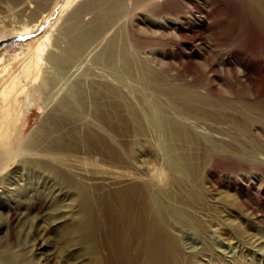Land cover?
<instances>
[{
  "label": "bare ground",
  "instance_id": "obj_1",
  "mask_svg": "<svg viewBox=\"0 0 264 264\" xmlns=\"http://www.w3.org/2000/svg\"><path fill=\"white\" fill-rule=\"evenodd\" d=\"M14 1L18 3L19 0ZM171 1L184 3L186 11L179 15L168 13V5L173 3ZM262 1L52 0L43 7L44 12L39 13L35 21L32 20L33 23L11 24L15 35L24 36L27 42L25 47H21L20 51L14 52L11 57L5 49L7 47L0 51V211L7 208L10 189H7L4 175L12 162L24 168L38 167L39 174L45 175L47 172L55 178H61L71 187L73 180L79 179V186L75 188L87 189L97 198L103 193L106 206L95 212H78L81 217H90L88 220L76 222L75 212L67 201L50 204L49 210L59 220L57 229L60 230L61 240L64 245L71 244L72 251L67 252L70 254L74 251L75 256L72 253L70 257L73 259L72 264H88L85 255L87 252L90 253L89 257L94 259L93 264H159L165 248H168L164 239L166 234L162 220L163 212L159 208V215L143 204V182L135 180L133 172L119 158L113 146L122 142L119 123L129 110L125 105H121V92L124 93L125 104L132 101V85L127 87L128 91H123L122 86L126 85L121 83V78L137 84L144 79L149 83L146 89L151 91L154 85L152 74L141 70V64L149 65L154 59L153 56L157 55L167 64L172 60L181 64V59L190 62L196 52L195 47L204 43L202 34L205 30L210 31V21L217 13L241 11L251 31L264 38V6L259 4ZM23 11L25 12V9ZM54 11H57L56 18L52 17ZM62 17L65 18L62 20ZM6 21H11L9 15L0 17V41L5 37L3 24ZM58 22L60 26L55 30V24ZM136 22H141L140 25L147 33L140 31ZM168 35H173L179 42L173 43L175 46L170 53H158L157 50L151 49L153 41H162ZM212 38L225 54H222L219 60L216 52L214 55L210 53L212 58H209L208 54L204 55L207 75L212 77V81L209 79L204 87L201 86L206 96L196 95L210 101L211 106L215 107L221 116H227V111L230 112V118L223 124L225 127L217 123L215 129L219 133L213 131V134L216 133L212 135L216 143L223 130L235 126V117L248 122L250 116L258 114L261 116L258 124L263 126L264 112L259 111L255 104L258 103L264 109V95L252 93V99L239 98L231 90L232 96L224 98L213 82L221 81L231 87V80H247V65L250 61L246 64V60L240 58L239 52V56L237 54L232 57L234 60H231L232 52L228 40L217 38L215 35ZM128 43L132 45V51ZM181 43L183 47L189 46L187 51L180 46ZM259 64H256L255 69L264 65L258 67ZM124 66L127 67L126 70ZM262 69L263 67L259 73ZM58 75L68 76L71 82L58 85L56 79L54 80V76L59 78ZM190 77L196 79L191 72ZM191 82H186V86H183L195 88L193 83H196V80ZM113 85H118V88H113ZM166 94L168 107L174 110V114L169 116L166 109L165 122L171 125L169 135L174 137V142L167 143L170 150L165 156L168 159L174 158L171 168L177 172L179 164L188 154L185 145H179L183 139L180 130L191 141L196 139L197 134L190 132L192 126L186 115H181L175 109L178 107L185 110L190 96H176L169 90ZM236 104L240 107L237 108ZM31 109L38 110L40 114L38 121L28 129ZM239 131L242 135L247 134L245 128ZM105 134L109 136V140ZM247 145L242 144L243 151L238 154L245 157L253 155L256 160L246 166L245 170H249L253 176L256 173L257 179L264 181L263 146L257 142ZM210 152L212 158L223 153L215 146L211 147ZM255 178H244V185L236 183L238 187L235 190L241 197L245 194L252 198L254 201L249 199L255 202L256 207L262 198L254 197L252 191L258 195L262 192L261 182H253L257 180ZM214 184L218 185L216 177ZM57 185L55 190L58 189ZM24 198L33 200L37 195L31 187H25ZM245 206L247 207L246 204ZM212 208L213 204L210 206V209ZM258 215L256 218L261 220ZM13 217L12 213L9 214L10 220H13ZM1 231L0 225V233ZM44 244L42 241L31 253L28 251L11 254L8 251H0V264H48L51 259L44 255ZM181 258L179 255L177 259ZM54 264L65 263L58 260Z\"/></svg>",
  "mask_w": 264,
  "mask_h": 264
},
{
  "label": "rangeland",
  "instance_id": "obj_2",
  "mask_svg": "<svg viewBox=\"0 0 264 264\" xmlns=\"http://www.w3.org/2000/svg\"><path fill=\"white\" fill-rule=\"evenodd\" d=\"M31 1L35 4L33 5ZM51 1L19 0L17 3L14 0H0V7H3L0 9V17L8 15L9 18L11 17V21H6L3 24V36L5 37L0 41V51L7 47L5 49L8 50L11 57L14 52L25 47L27 39L24 36L15 35L14 28H11L12 25L33 23L32 20L35 21L39 13L44 12L43 7ZM25 3L32 5L27 6ZM169 4L168 13L179 15L186 11L184 3L173 2ZM259 4L264 6V0ZM18 5L23 7H17ZM14 6L16 7L14 8ZM52 17H57V11H54ZM65 17H62V20ZM212 19L210 31L205 30L206 33L204 31L202 34L204 43L195 47L196 52L190 62L181 59L184 63L179 64L176 60H172L169 65L157 55L153 56L154 59L149 65L141 64V70L149 71L152 74L151 79L154 81V85L151 91L146 89L149 83L144 79L141 80L140 84H137V82L121 78V83L126 85L122 86L123 91H128L127 87L132 85V101L130 103L127 100L128 102L125 104L124 93L121 92V98H119L121 105H125L129 110L119 123L122 142L113 146L119 158L133 172L135 180L140 183L143 182L141 196L143 204L158 212L159 215V208L163 212L162 220L165 224L166 234L164 239L168 248H165L162 257L159 259V264H264V219H262L264 217V196L262 195L264 194V181L258 180L256 173L253 176L249 170H245V167L249 166L256 158L253 155L245 157L238 154L243 151L242 144L247 145L252 142L259 143L263 146L262 150L264 151V133L262 132L264 125L258 124L261 116L258 114L250 116L251 118L247 119L248 122L235 117L233 121L235 126L223 130L220 133V139L215 143L212 135H216V133L213 134V131H217L215 129L217 123L224 126L223 124L230 118V112L227 111V116H221L216 112L217 109L211 106L210 101L201 99L203 97L196 95L206 96L202 87L209 79L212 81V77L207 75V67L204 61L206 54L212 58L216 52L219 56L217 60L222 54H225V51L217 47L213 41L212 36L215 35L217 38L228 40L232 52L231 60H234L232 57H236L235 55L239 52L240 58H244L246 64L250 62L247 65L249 70L247 80L245 78L237 79V82L231 80L230 85L233 84L231 87L221 81H214L213 85L219 88L224 98L232 96L231 90L239 98L252 99V93L263 96L264 38L251 31L250 25L241 11L217 13ZM59 22L55 24V30L59 28ZM140 23L136 22L137 28L143 33H147V30ZM173 43L179 42L173 35H168L162 41H153L151 49L157 50L158 53L160 51L170 53L175 46ZM128 44L132 51V45ZM180 46L183 47V44L181 43ZM185 47L183 49L187 51L189 46L185 45ZM246 55L249 57L246 58ZM258 60L263 64H259ZM256 64L260 65L258 67L263 65L261 73L259 71L262 67L255 69ZM126 69L127 67L124 66V70ZM190 72L194 73L196 79H191ZM67 77L60 75L59 78H56L54 76V80H57L55 82H58V85L60 83L64 85L67 81L68 83L71 82V79ZM191 80H196V83H193L195 86L193 89L185 87L186 82L192 83ZM251 81L252 83L248 84ZM117 86L113 85L112 87L118 88ZM168 90L176 96H190L191 99L188 100L185 110L178 107L175 109L181 115H186L185 117L192 126L191 130L189 129L190 132L197 134L196 139L191 141L180 130L183 139L179 145H185L188 154L179 164V171L177 172L171 168L174 158L168 159L165 156L170 150L167 143L174 142V137L169 135L171 125L169 122H165L166 109H168L169 116L174 114V110L168 107L169 100L166 94ZM258 90H261L262 94ZM236 106L237 108L240 107L239 104ZM255 106L259 111L264 112L263 107L258 103ZM242 110L245 111L244 108ZM39 114L36 109L30 110L28 129L38 121ZM218 126L220 127V125ZM243 128L246 129V135H242L239 131ZM105 136L109 140V136L107 134ZM233 138L237 140L235 141ZM212 146L220 148L223 153L212 158L210 152ZM39 171L38 167L24 168L15 162H12L5 171L4 181L10 191L6 202L7 208L0 211V225L2 227L0 251H8L11 254H21L28 251L31 253L44 241V255L51 259L48 264H54L58 260L65 264H72L73 259L70 257L74 251L70 254L67 252L70 250L71 244L64 245L63 240H61L60 230L57 229L59 220L51 213L49 206L53 203L58 204L62 200L67 201L72 211L75 212L74 221L88 220L89 215L81 217L78 212H86L87 210L95 212L99 208L103 209L106 206L103 193L97 198L87 189L75 188V186H79V179L73 180L71 187L66 185L61 178H55L47 172L45 175L39 174ZM48 177L53 180H49ZM214 177H216L218 185L214 184ZM252 177L257 179L253 182H261L262 193L258 195L252 191L254 197L263 200L260 199L259 201L260 209L258 206L255 207L256 204L252 198L245 194L241 197L235 190L238 187L237 184L242 183L244 178L249 180L253 179ZM242 184L244 185V183ZM56 185L57 190H55ZM25 187H31L37 198L25 199ZM241 198L245 201L243 202ZM212 204L214 208L210 209ZM259 212L262 217L258 215ZM11 213L14 216L13 220L9 219ZM256 213L261 220L256 218ZM85 252L86 250H84ZM72 255L75 256L74 253ZM85 255L87 263L93 264L94 259L89 257L90 253L87 252ZM179 255L182 256L181 259H177Z\"/></svg>",
  "mask_w": 264,
  "mask_h": 264
}]
</instances>
